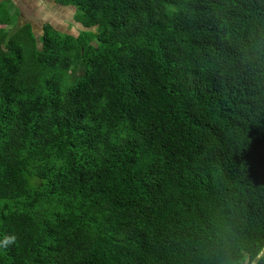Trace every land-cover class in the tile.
<instances>
[{
	"label": "trees",
	"instance_id": "obj_1",
	"mask_svg": "<svg viewBox=\"0 0 264 264\" xmlns=\"http://www.w3.org/2000/svg\"><path fill=\"white\" fill-rule=\"evenodd\" d=\"M56 1L0 15V264H252L264 0Z\"/></svg>",
	"mask_w": 264,
	"mask_h": 264
},
{
	"label": "rangeland",
	"instance_id": "obj_2",
	"mask_svg": "<svg viewBox=\"0 0 264 264\" xmlns=\"http://www.w3.org/2000/svg\"><path fill=\"white\" fill-rule=\"evenodd\" d=\"M2 1L0 2V15L2 13L3 16L6 15L15 18L13 26H7V28L10 30L15 29L17 25L22 26L25 22H30L33 26L39 46H41L39 39L46 24H53L55 28L57 27L61 32L73 35H77L81 29H85L83 25L75 19L76 7L72 5H62L57 3L56 0H38L37 4H33L31 8L26 9V13L28 14L24 15V12H22V15L19 13L14 15L16 10L18 11L15 5L16 1ZM32 2L35 3L34 0H32Z\"/></svg>",
	"mask_w": 264,
	"mask_h": 264
},
{
	"label": "clouds",
	"instance_id": "obj_3",
	"mask_svg": "<svg viewBox=\"0 0 264 264\" xmlns=\"http://www.w3.org/2000/svg\"><path fill=\"white\" fill-rule=\"evenodd\" d=\"M16 237L14 235L5 236L2 241H0V247H7L8 245L14 243ZM264 258V248H261L257 253L255 259L252 261V264H256L258 260ZM244 264H247V260L245 259Z\"/></svg>",
	"mask_w": 264,
	"mask_h": 264
},
{
	"label": "crops",
	"instance_id": "obj_4",
	"mask_svg": "<svg viewBox=\"0 0 264 264\" xmlns=\"http://www.w3.org/2000/svg\"><path fill=\"white\" fill-rule=\"evenodd\" d=\"M2 0H0V2H1ZM12 1H14V0H12ZM16 2H15V5H16V7H17V9H18V12H19V14L20 15H22V12H24V15L25 14H28V13H26L27 12V10L26 9H29V8H31L32 7V5L33 4H37L38 3V0H34L35 1V3L34 2H32V0H15ZM11 2V1H10ZM25 23H27V22H25ZM24 23V24H25ZM52 24V23H51ZM53 25V24H52ZM53 27L55 28V26L53 25ZM56 29H58L57 27H56ZM59 30V29H58Z\"/></svg>",
	"mask_w": 264,
	"mask_h": 264
}]
</instances>
